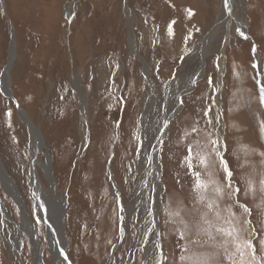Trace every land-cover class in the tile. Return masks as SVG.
<instances>
[{"label":"rangeland","instance_id":"374dc122","mask_svg":"<svg viewBox=\"0 0 264 264\" xmlns=\"http://www.w3.org/2000/svg\"><path fill=\"white\" fill-rule=\"evenodd\" d=\"M233 6V19L219 25L205 48L211 29L226 17L223 0H0V166L42 245L39 264H52V256L31 184L30 134L19 110L39 131L38 159L48 158L55 198H65L68 264H155L154 250L156 259L166 258L164 264L205 258L240 264L232 238L217 229L235 224L227 222L230 207L236 216L241 210L227 197L219 200L213 184L199 200L196 173L207 177L195 152L191 168L185 161L189 139L183 131L190 132L193 145L203 143L205 133H192L191 126L203 129L217 113L212 138L221 141L231 183L252 210L245 218L256 229L252 236L242 234L256 246L244 259L255 255L264 264V216L256 207L264 208V0H233ZM11 55L6 96L1 77ZM209 107V116L202 117ZM165 123L170 126L158 148L157 129ZM154 152L159 183L153 192L146 185L154 188ZM38 176L48 190L40 168ZM216 179L223 173L217 171ZM249 182L253 192L245 196ZM0 202L7 215L5 220L0 210V264H34L19 206L1 177ZM204 213L210 224L201 219ZM185 223L193 239L198 228L215 239L201 233L198 243L180 240Z\"/></svg>","mask_w":264,"mask_h":264},{"label":"snow or ice","instance_id":"6c2138e0","mask_svg":"<svg viewBox=\"0 0 264 264\" xmlns=\"http://www.w3.org/2000/svg\"><path fill=\"white\" fill-rule=\"evenodd\" d=\"M225 7H228V0H225ZM191 15V12L189 13ZM174 23V22H173ZM241 35H243L241 33ZM253 52H255V46H253ZM253 68L257 67L255 63H253ZM209 83L212 84V78H209ZM215 91V89H214ZM261 95V103L264 104V87L260 88ZM122 103V102H121ZM180 104L183 105L184 101L181 100ZM212 111V108L209 107L207 109L202 110V117H208L209 113ZM7 115H10V113H7ZM219 122V114L217 113L215 117L205 120V124L203 129L197 128L195 125L191 126V132L192 133H205L203 136V143L197 141L195 145L191 143V140L193 139L190 135L189 131H183L182 136L189 139V143L185 145V150L187 155L185 156V161L188 163V167H192V158L193 153H196V158L199 160V164L202 167V171L204 175L207 177V179H201V172L196 173V180L194 185V191L197 192V197L199 200H204L205 197L203 195L204 191H206L209 187V184H213L214 188L213 191L216 194V197L219 200H223L225 197H227L229 200H233L234 206L239 208L241 210V215L236 216L233 208H229V214L232 216V220L227 221L230 225H233V220L235 221V224L229 229H217V232H223L226 236L232 238V243L234 244L236 250L239 252V255L241 257L240 264H258L256 261V256L252 255L251 259L245 260V251L255 252L256 246L253 244L252 239H245L242 235L243 233H248L249 236H252L256 229L251 228L252 221L250 219H247L245 217H249L252 215V210L246 205L240 202V189L238 187H233L231 180H232V171L228 165V161L225 158V155L221 152V148L218 146L221 144V141L219 138L213 139L212 138V130L215 128V124ZM117 126H119V121L117 122ZM169 123H165L163 128H158L157 131L163 132L165 129L169 128ZM137 139L139 137L137 136ZM224 148L226 149V145H224ZM137 151H139V147L137 148ZM217 171H220L223 173V179L217 180L216 179V173ZM146 187L150 188V191H155V188L151 187L150 185H146ZM262 192H264V180L261 181V189ZM253 192V187L251 182H249L245 189V196H247L249 193ZM116 204L119 208L120 212L122 213L124 211L123 205L120 202V197L116 196ZM154 203L152 201L151 196H149V204ZM213 203H215V200L208 203L207 207L208 209H212ZM165 210H168L169 206L165 205ZM257 208L261 209V215L264 216V208L261 207V205H257ZM146 210L149 215H152V208L146 207ZM170 216H179V212H169ZM206 213L202 214L201 219L205 224H210V221L206 219ZM219 214H217V219H219ZM120 221L124 220V217L121 215L118 217ZM167 222V220H166ZM264 222V221H262ZM181 223H184L181 220ZM123 227L119 228V231H123ZM201 233H206L208 235V238L210 240H214L212 233L208 231L207 229H200L198 228L196 230V239L192 238V230L189 228V226L185 223L184 224V230L181 232L179 239L185 240L189 244H195L199 242V236ZM161 249L160 255L163 256L162 248L163 245L161 244L159 246ZM259 250L264 251V239H261L259 241ZM154 259L155 264H164V261L166 258L163 259H156L155 258V250H154ZM181 259H184V257H181ZM198 264H214V261L212 258H205L200 261H198Z\"/></svg>","mask_w":264,"mask_h":264},{"label":"bare ground","instance_id":"6f19581e","mask_svg":"<svg viewBox=\"0 0 264 264\" xmlns=\"http://www.w3.org/2000/svg\"><path fill=\"white\" fill-rule=\"evenodd\" d=\"M223 7L225 10L226 17L225 19L218 21L215 26L211 29L210 33L206 37V47L208 46L209 41L211 40L212 36L215 34L216 30L218 29L219 25L224 22H229V19H233L232 14V7L233 6V0H228V7H225V0H223ZM239 26H242V23L238 22ZM226 39V38H225ZM225 45V44H224ZM224 45L222 49L224 48ZM223 54V50H221V57ZM206 56V49L201 55V58L204 60ZM14 56L11 55L8 59L7 66L3 72V76L1 77V89L4 92L6 96H10V89H9V70L12 64ZM223 65V64H222ZM223 68V67H222ZM106 73V72H105ZM202 77V72L199 73V75L194 79V82L199 80V78ZM74 79V78H72ZM193 82V83H194ZM98 84V83H97ZM73 85L80 91L79 88V82L77 79L73 80ZM186 92V91H185ZM184 92V93H185ZM82 95V94H81ZM81 104L84 105L85 101L84 98L81 96ZM179 108L174 112L176 113ZM19 116L20 119L24 124H26L29 134H30V152H31V184L33 186V193L37 202L39 216L42 219L43 222L47 225V239H48V245L49 250L51 253V261L52 264H68L65 258V251H66V244L63 236V224H64V218H65V198L61 197L59 199L55 198V188L53 186L52 179L50 177V164L48 161V158L46 161L41 162L38 159L39 154L41 153L42 149V140L38 136V132L35 129V127L32 125L31 121L28 119V116L25 115V113L22 110H19ZM172 117V116H171ZM169 119V118H168ZM165 135V131L160 134L159 142H158V148L161 147V143L163 141ZM157 159V152H154L153 155V182H154V188L155 191L158 187V169L155 164ZM38 168H40L45 176L47 181L50 182L51 187L48 190H45L40 179L38 176ZM13 170V169H12ZM0 177L5 184V186L9 189L10 195L12 196L13 200L18 204L19 210H20V217H21V223L24 228L25 235H28V237L32 241V249H33V263L39 264L41 261V247L42 245L38 244V241L35 237V233L32 230L31 224L25 214L24 209L21 206L20 199L17 196V191L15 190V187L10 180V178L6 175L5 171L0 166ZM52 202V206H54L55 210H51V207L49 206ZM155 205V204H154ZM153 207V204H152ZM154 209V207H153ZM0 210L1 214L3 215V218L6 220L7 215L3 209V205L0 202ZM54 211L53 213L51 211ZM155 212V210H154ZM154 220L156 221V214L154 213ZM4 221V220H3ZM4 227V226H3ZM157 242L158 239L156 238ZM15 249V248H14Z\"/></svg>","mask_w":264,"mask_h":264},{"label":"water","instance_id":"95a60500","mask_svg":"<svg viewBox=\"0 0 264 264\" xmlns=\"http://www.w3.org/2000/svg\"><path fill=\"white\" fill-rule=\"evenodd\" d=\"M239 26V25H238Z\"/></svg>","mask_w":264,"mask_h":264}]
</instances>
